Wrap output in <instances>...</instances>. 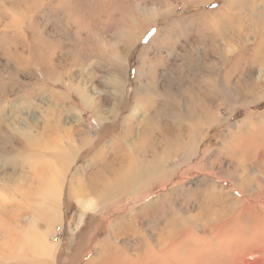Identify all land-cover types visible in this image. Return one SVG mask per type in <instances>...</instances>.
I'll return each mask as SVG.
<instances>
[{
    "label": "rangeland",
    "instance_id": "rangeland-1",
    "mask_svg": "<svg viewBox=\"0 0 264 264\" xmlns=\"http://www.w3.org/2000/svg\"><path fill=\"white\" fill-rule=\"evenodd\" d=\"M262 36L264 0H0V264H106L104 256L112 251L98 245L111 226L114 245L128 254L171 242L172 231L178 239L174 254L183 264H228L215 248L222 236L238 230L246 244L257 237L254 226L264 224ZM122 47V95L107 105L115 95L111 80L118 76L113 52ZM190 64L212 80L205 91L188 95L200 109L196 123L206 106L213 119L196 154L177 157L178 165L170 162L176 171L163 189L153 183L144 200L93 203L95 211L76 228L83 202L74 192L100 159L96 155L123 131L137 81L152 77L143 71L151 68L157 87L174 81L177 90L189 80L199 89L194 71L186 78ZM75 128L89 139L80 148ZM68 140L75 152L59 175L55 154ZM53 186L55 191L48 189ZM164 195L172 201L163 204L173 206L166 214L156 213L157 204L145 208ZM10 197L18 216L17 231L8 239ZM53 208L58 218L46 222ZM128 220L139 225L135 233L123 228ZM32 222L50 245L38 255L24 248L19 233ZM5 241L18 246L8 249ZM208 241L209 252L203 247ZM249 241L240 252L256 262L247 251Z\"/></svg>",
    "mask_w": 264,
    "mask_h": 264
},
{
    "label": "bare ground",
    "instance_id": "bare-ground-1",
    "mask_svg": "<svg viewBox=\"0 0 264 264\" xmlns=\"http://www.w3.org/2000/svg\"><path fill=\"white\" fill-rule=\"evenodd\" d=\"M237 37L239 39L240 35ZM263 39L264 37L262 36V38L259 40V43L261 44V46H259L260 49L263 46L262 44H264ZM123 48L124 47H122L121 50L119 49L113 52L114 59L112 60V64L114 65L116 71L114 73H117L118 76H114L113 79L111 80V87L115 95L113 98L111 96L108 97V99L106 98L107 100H105V102L107 105L113 104L117 100L118 96L122 95L121 87L123 82L121 80L122 78L120 77V72L122 69L121 65L123 63L122 60V55L124 52ZM260 52L264 54V50H261ZM241 55L243 54H238L235 56V58H239ZM219 58H221V56H219ZM191 65L193 64H190V67H187L186 65L188 69L187 70L185 69V71L184 70L183 71L187 73L186 75L187 79H189L188 75H190L192 71H194L195 77L198 80L197 82L200 83L199 89L194 87L192 83H188L189 80L186 81L184 86H181L182 84L181 85L179 84L177 90L173 85L174 81L164 82V83L162 82V85L157 87L154 81L153 72L151 71V68L148 65L147 66L150 68V70L147 69L148 70L147 72L145 71L143 72L152 75V77L150 79L148 78L145 80L137 79L138 81L136 84V88L134 89L135 90L134 100L132 105L130 106L129 113L125 118L123 131L121 132V134L113 144L111 143V145L107 146L106 151L102 150L96 155V156H100V159H98L97 162L96 161L92 162V164L94 162L95 163L94 166H91L92 169L90 168L91 170L89 172V175L85 177L82 184H80V186L74 192V195L79 197L78 201L83 202L80 203L82 207V211L80 212V216H79L80 218L76 223L75 226L76 228H79L78 225H81V223L84 221V216L87 212L95 211V209H93L92 206L93 203L97 205H101L104 203L111 202L115 199L120 200L121 203L125 201H135L138 198L144 200L148 198V196H150L151 187L153 183L154 185H156V183L161 184L163 189L167 184V182L172 178L174 172L176 171V170L172 171V168H170V162L174 160L178 165V160H176L177 157L182 156L183 159H185V158L193 157L196 154L197 147L202 141V139H200L203 133L202 131L204 128H206L208 125H210L213 122V119L208 118V116H206L208 115L207 114L208 109L206 106L204 107V109L202 108L203 110H201L203 111L202 113H204L202 114L203 121H199L198 123H196L195 120L197 118V111L198 110L200 111V109L197 110L196 105L192 107L190 103L191 102L190 100L192 99L191 97L189 98V96L190 95L194 96L193 94H195V89L198 92L201 91V88L204 89L205 91L207 85L210 86V84H212V80H211V76L208 74L206 76L204 75L201 76L200 69H197L196 67L197 64L196 66H194V68ZM197 72L199 73L196 74ZM168 90L171 91V93H169ZM155 93L159 94L160 97L159 101L155 100ZM83 100L89 108L93 106L90 104L87 98L83 97ZM206 102L207 100L204 103ZM162 121H165L166 123L162 124ZM74 123H76V121ZM73 137L75 138L74 142L76 143L77 148H80V146H83L89 142V139L84 136L83 131L77 128H75ZM96 140L97 139H95V141ZM70 143L71 141L68 140V142H66L63 148H58L59 153L55 154V155L59 154L58 156L59 158L58 166L60 168L59 175L60 174L62 175L64 164H66L70 160L71 158L70 155L74 154L75 152L74 148L71 146ZM188 161L189 160L184 162H188ZM238 163H240V161ZM13 179L14 176L12 175L9 177L8 180H13ZM58 179L59 177L57 175H54L51 178V181L56 183ZM54 183H52V185H54ZM234 186L236 187L235 190L238 191L237 188L239 185L236 184ZM48 189L51 191H55L57 187L53 186V187H49ZM0 190H3L4 192V186L2 187L1 184H0ZM87 193L93 196L91 198H94V200H92L91 198L84 200V198L86 197L85 195ZM12 196L15 197L14 195ZM12 199L13 198H11V200H8L9 202L7 205L8 206L7 212L9 214L7 218L9 220V227L6 229V234L7 237H9L8 239H11V237H13L11 236L13 235V230L17 231L16 217L18 215L16 214L17 211L14 210V208H16L17 205L15 203L16 201ZM166 201L168 202L172 200H170V198L168 199L167 195H164L161 200L159 199V201L158 199L154 201L149 200V202H147V205H145V208L148 207L149 205L157 204L156 207L158 210L156 213L163 215V210L165 214L167 212L166 207L170 209L171 207H173L172 205H167V206L164 205L163 203ZM0 214H2V211H0ZM131 214L132 213L130 212L129 217H132ZM57 218H58V208H53L51 211V215L50 217H47L48 220H46V222H50V223L55 222ZM234 224L236 226V223ZM31 225L32 226H30L29 231H26L22 228L23 231L21 230L22 232L20 231L19 233L22 236V240H23L22 243L24 245V248L27 251L29 250L30 252L33 251L35 252V254L38 255L40 249L48 248V246L50 245L46 246L47 240L45 237V233H38L35 231L37 228V226H35V222H32ZM122 225L123 228H128V230L131 233H135L137 228H140L139 225L136 226L135 223H133V221L130 220H128V222L123 221ZM220 228L223 227L221 226ZM115 229L116 228L114 226H111L106 240H104L102 243L98 245V248L101 249L108 248L109 251L113 252V253L110 252V254L104 256L107 260L106 264H183L184 263L181 259H178L177 256L174 254L173 248L174 247L177 248L178 239L176 238L177 235L174 234L172 231H171L172 233L169 231L170 234L168 235V238L171 240V242L164 243L162 239H157L159 241L161 240L162 241L159 242L157 245L154 244L152 247L146 248L144 254L142 253L143 254L142 255L139 250H134V253H130V254H128V249H122L121 251H119V247L114 245L115 242L114 239H112L114 237L113 232ZM205 231L208 232V230ZM237 231L238 230H236V235H234L235 232H233L231 233V236H228L229 234L222 236L221 242L218 243L217 246L215 247L216 250L221 255L224 254L228 264H264V245H263L264 224L260 223L254 226L253 235L255 234L254 236L257 237H255L253 241L249 238V240L252 241L251 244H249L251 241L248 240L249 241L248 246L249 245H253V246H249L252 248L247 249V251L249 252V256L251 258L256 259V262H249L248 260L245 259V257H243V254L240 251L241 250L244 251L243 243L245 242L244 241L245 239L242 240L241 239L242 236H239ZM8 233H10L11 235H9ZM172 234L176 235L173 237H175L177 240L172 238ZM14 237H16V235H14ZM151 238L152 236L150 237V239ZM145 239L146 238L141 240H145ZM5 245L6 247L8 246V249L10 247L16 249L18 243H12V242L6 243L5 241ZM203 245H204L203 247H206L207 252H209L207 248L210 247L209 241L205 242ZM217 257L220 258L219 256Z\"/></svg>",
    "mask_w": 264,
    "mask_h": 264
},
{
    "label": "snow or ice",
    "instance_id": "snow-or-ice-1",
    "mask_svg": "<svg viewBox=\"0 0 264 264\" xmlns=\"http://www.w3.org/2000/svg\"><path fill=\"white\" fill-rule=\"evenodd\" d=\"M149 35H151V33H149Z\"/></svg>",
    "mask_w": 264,
    "mask_h": 264
},
{
    "label": "trees",
    "instance_id": "trees-1",
    "mask_svg": "<svg viewBox=\"0 0 264 264\" xmlns=\"http://www.w3.org/2000/svg\"><path fill=\"white\" fill-rule=\"evenodd\" d=\"M97 140H98V139H97ZM97 140H96V141H97Z\"/></svg>",
    "mask_w": 264,
    "mask_h": 264
}]
</instances>
